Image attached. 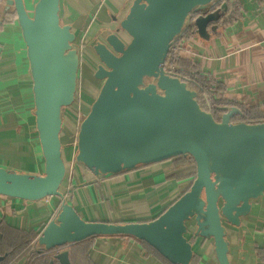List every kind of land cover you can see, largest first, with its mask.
<instances>
[{"label":"water","instance_id":"1","mask_svg":"<svg viewBox=\"0 0 264 264\" xmlns=\"http://www.w3.org/2000/svg\"><path fill=\"white\" fill-rule=\"evenodd\" d=\"M219 1L133 0L117 31L92 44L93 77L102 84L79 123L74 161L95 176L179 155L191 157L195 168L189 187L155 218L106 222L81 218L60 190L67 170L59 138L62 111L75 100L80 63L75 34L60 22L59 0H36L31 14L23 0H5L4 10L15 12L26 46L44 169L31 174L0 167V195L60 199L37 237V253L62 249L54 258L72 264L67 246L125 235L144 241L172 264H189L191 223L194 236L212 239L217 263L230 264L225 223L238 226L251 202L264 195V121H233L241 114L236 106L220 107L216 119L201 107L195 89L165 69L171 45L189 25L207 38L208 24L220 16L214 11L192 20L191 14ZM226 7V2L220 6Z\"/></svg>","mask_w":264,"mask_h":264},{"label":"crops","instance_id":"2","mask_svg":"<svg viewBox=\"0 0 264 264\" xmlns=\"http://www.w3.org/2000/svg\"><path fill=\"white\" fill-rule=\"evenodd\" d=\"M35 1L23 0L29 14ZM132 1L59 0L60 22L70 25L75 34L73 46L80 56L75 100L78 94L81 98L83 95V102L92 103L95 99L101 83L93 79L97 60L90 46L117 31ZM225 1L227 8L221 18L207 26L208 37H201L197 32L192 34L182 42L184 48L179 55L192 59L201 70L223 84L228 99L264 110V0ZM4 6L5 0L0 4V167L42 174L44 160L35 124L26 46L16 17L4 20L12 13V8L4 10ZM231 14L236 17L230 19ZM120 37L128 40L125 35ZM89 91L96 92L94 98ZM75 100L62 111L61 155L70 171L61 191L81 218L106 222L147 221L186 190L189 178H168L176 171L171 159L105 176H95L84 165L76 163V133L86 113L81 119L77 116ZM83 102L81 105L87 106ZM59 204V197L53 196L27 201L0 195V224L4 234L9 232L15 236L42 230L54 217ZM225 227L230 264H258L254 247L264 241V195L251 202L249 213L241 218L238 226L225 224ZM192 232L193 228L188 231V238ZM88 239L87 259L75 252L72 264H165L134 238L95 236ZM191 243L198 255L197 264H218L212 239L194 237ZM74 245L65 248L71 262L70 247ZM38 249L37 243L32 244L33 251ZM37 254L31 260L23 256L10 264H59L53 256L54 250Z\"/></svg>","mask_w":264,"mask_h":264},{"label":"trees","instance_id":"3","mask_svg":"<svg viewBox=\"0 0 264 264\" xmlns=\"http://www.w3.org/2000/svg\"><path fill=\"white\" fill-rule=\"evenodd\" d=\"M234 6L236 5L234 4ZM201 14V11L195 12L191 14V17L193 19L195 16L197 17ZM14 17H16V15L12 10V13H8V16L4 20L12 19ZM235 17L236 15L231 14L230 19H234ZM194 33H196L195 27L193 25H189L188 28L171 45L165 59V69L168 70L171 74L178 76L186 81L188 87L195 89L197 92V100L200 103L201 107L210 109L216 119L219 118V115L221 113V110L219 109L220 107L236 106L240 109L241 114L234 116L233 121H264V110H261L259 107H247L235 100L228 99L224 95L225 87L223 84L215 81L210 76V74L201 70L200 66L192 59L184 58L179 55V51L183 50L184 48L182 42L190 38V36H192V34ZM171 160L173 161V165L176 171L173 174L169 175L168 178H189L190 181L188 182V185L186 187L187 189L195 175L194 162L192 158L189 156L179 155L171 158ZM64 179L60 186V190L62 189ZM5 229L6 231L8 230V228H4V231ZM40 232L41 230H35L28 233H17L15 234V236L9 232L4 234L2 226L0 224V264H10L23 256H27L30 260L37 257V252L32 250V244L36 243L37 237L39 236ZM120 236L125 238H133L125 235ZM194 237L196 236L192 234L190 238H188L189 241L191 242V238ZM7 240L10 241L7 242ZM138 241L145 247L150 248L156 255H158L162 259L165 264H172L147 243L140 240ZM74 244V246L70 247V258L72 260L71 263H73V255L75 254V252H79L80 256L83 259H87L86 251L89 244V239H85ZM1 245H3V247H1ZM75 246L76 248H74ZM254 250L258 258V264H264V241L260 244H256ZM197 262L198 255L196 253H193L189 264H197Z\"/></svg>","mask_w":264,"mask_h":264},{"label":"rangeland","instance_id":"4","mask_svg":"<svg viewBox=\"0 0 264 264\" xmlns=\"http://www.w3.org/2000/svg\"><path fill=\"white\" fill-rule=\"evenodd\" d=\"M90 49H91V46H90ZM91 51H92V49H91ZM85 71H88L87 69H85ZM93 79L95 80V82H97V83H101L102 84V81L101 80H99V79H96V78H94L93 77ZM89 93H90V95H91V98H94V94L96 93V92H90L89 91ZM84 98H83V95H82V98H81V96L78 94V96L76 97V100H75V104L77 105V108H78V110H77V116H79V118L81 119V117L84 115V113H87L88 112V110H89V105L91 104V102L89 101H87V102H83L84 100H83ZM92 100V99H91ZM82 102L85 104V105H87V106H85L87 109H85V107H83L81 104H82ZM74 103V102H73ZM86 115V114H85ZM79 118H78V120H79ZM234 120V119H233ZM69 171L70 170H66V175H65V179H64V183L68 180L67 179V177L69 176ZM63 183V184H64ZM53 197H57V196H53ZM191 230V223H189V231Z\"/></svg>","mask_w":264,"mask_h":264},{"label":"flooded vegetation","instance_id":"5","mask_svg":"<svg viewBox=\"0 0 264 264\" xmlns=\"http://www.w3.org/2000/svg\"><path fill=\"white\" fill-rule=\"evenodd\" d=\"M223 2H226V1H225V0H221V1H219V3H218L217 5H215L213 8L208 9V10H206V11H201L202 14H201V15H198L197 17L204 16V15H206V14H208V13H211V12L217 11V13L220 15V16L218 17V19H217V20H219V19L221 18V16H222L223 12L226 11V8H225V9L220 8V6H221V4H222ZM197 17L195 16L192 20H194V19L197 18ZM191 18H192V17H191ZM217 20H216V21H217ZM216 21H212V22H210L208 25H213ZM225 224H226V223H225Z\"/></svg>","mask_w":264,"mask_h":264},{"label":"built area","instance_id":"6","mask_svg":"<svg viewBox=\"0 0 264 264\" xmlns=\"http://www.w3.org/2000/svg\"><path fill=\"white\" fill-rule=\"evenodd\" d=\"M2 0H0V4H1ZM59 251V249H54V254L57 253Z\"/></svg>","mask_w":264,"mask_h":264},{"label":"bare ground","instance_id":"7","mask_svg":"<svg viewBox=\"0 0 264 264\" xmlns=\"http://www.w3.org/2000/svg\"><path fill=\"white\" fill-rule=\"evenodd\" d=\"M56 213V212H55Z\"/></svg>","mask_w":264,"mask_h":264}]
</instances>
